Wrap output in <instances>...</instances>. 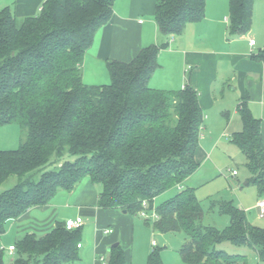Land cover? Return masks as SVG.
I'll return each mask as SVG.
<instances>
[{"label":"trees","instance_id":"obj_1","mask_svg":"<svg viewBox=\"0 0 264 264\" xmlns=\"http://www.w3.org/2000/svg\"><path fill=\"white\" fill-rule=\"evenodd\" d=\"M114 1L44 0L36 14L22 17L10 6L0 9V125L17 124L22 131L17 148L0 149V185L17 177L15 185L0 192V235L28 209L89 179L100 186V208L131 215L154 209L153 230L183 232L178 253L186 264L248 263L245 254L218 248L221 242L249 246L264 261V228L251 224L245 210L231 199L211 201L229 223L222 229L204 225L195 188L181 186L199 167L195 155L204 113L196 89L149 86L159 50L187 23L204 18L207 0H157L154 21L166 42L144 46L128 61L107 60L110 81L86 84L85 54L110 20ZM254 2L228 0L230 37L250 31ZM252 58L264 62V40ZM237 111L242 128L229 140L244 154L249 181L261 200V120L246 99L237 103ZM172 188L174 194L153 207ZM81 227L66 229L64 221H56L41 235L25 233L8 264L75 262ZM104 263L131 264L119 242L106 251ZM146 264H163L159 248L152 249Z\"/></svg>","mask_w":264,"mask_h":264},{"label":"crops","instance_id":"obj_2","mask_svg":"<svg viewBox=\"0 0 264 264\" xmlns=\"http://www.w3.org/2000/svg\"><path fill=\"white\" fill-rule=\"evenodd\" d=\"M43 1L14 0V13L18 17L34 15ZM156 1H114L110 20L98 30L85 54L81 71L84 83L106 84L110 81L107 60L128 61L142 47L166 42L154 21ZM228 16V0H207L204 18L187 23L180 35L172 37L168 45L159 50V66L153 72L149 86L177 90L189 84L198 93L204 118L216 111L223 114L229 124L234 122L237 130L242 126L237 103L246 99L252 114L261 120L264 142V62L252 58L263 44L258 46L251 31L230 37ZM252 38L255 40L253 46L249 44ZM227 107L232 113L225 111ZM233 132L228 135L229 139ZM204 150L203 145L198 146L196 160ZM193 173L181 186L194 187L190 181ZM99 192L100 186L89 179L82 180L70 191L59 190L46 205L32 207L18 219L9 221L6 232L0 238L13 235L18 239L28 232L43 234L56 221L81 217L84 223L93 222L99 231L90 247L84 248L81 243L78 252L90 259V264H105L101 257L105 259L107 248L113 243L121 244L127 228L124 225L128 223V228L132 230L133 219L123 210L100 208L97 205ZM105 228H111L112 233L103 234L102 229ZM9 245L14 244L10 242L7 247Z\"/></svg>","mask_w":264,"mask_h":264},{"label":"rangeland","instance_id":"obj_3","mask_svg":"<svg viewBox=\"0 0 264 264\" xmlns=\"http://www.w3.org/2000/svg\"><path fill=\"white\" fill-rule=\"evenodd\" d=\"M13 1L0 0V9L5 6L13 8ZM250 31L258 42V46L262 45L264 40V0H255L254 2ZM225 111L232 113L230 107H227ZM204 121L205 127L202 129L199 145H203L205 150L198 157L199 167L190 180L203 207V224L212 225L219 229L224 228L229 223L228 215L220 213L216 207L212 208L210 205L211 201L214 200L231 199L235 206L245 210L247 219L251 224L264 228V215H259L257 191L255 185L249 181L250 173L245 165L246 158L228 138L232 131H239L242 126L237 130L234 122L229 124L227 118L221 113H216V111L211 113L209 117L205 116ZM21 138L22 131L17 124L0 125V149L17 148ZM74 158L70 155L65 156V159L72 160ZM233 169L237 175L232 174ZM16 182L17 177L15 175L10 176L0 185V192L12 187ZM175 190V188L169 189L158 196L153 207L172 196ZM131 218L133 219L132 230L131 227L128 228V223H125L124 227L127 226V228H125L121 242L126 248V255L131 264H146L147 256L154 247L159 248L163 264H186L181 260L178 253L180 245L186 238L183 232L161 233L153 230L151 224L154 219L152 217L145 218L139 213L131 215ZM7 226L8 223L6 229ZM97 231L99 229L94 226L93 222H86L82 225L79 240L80 243H83L84 248L86 246L89 248L90 243L94 242ZM36 234L41 235L42 233L37 232ZM3 238L6 240L4 241ZM18 239H15L13 235H5L0 238L3 264H8L14 256L7 251V244L10 242L15 244ZM152 239L156 241L155 246L151 243ZM217 247L229 253L245 254L247 264H264V261L259 260L255 251L249 246H236L229 242H221ZM90 261V259L81 256L79 251L78 259L73 263L66 264H90Z\"/></svg>","mask_w":264,"mask_h":264},{"label":"built area","instance_id":"obj_4","mask_svg":"<svg viewBox=\"0 0 264 264\" xmlns=\"http://www.w3.org/2000/svg\"><path fill=\"white\" fill-rule=\"evenodd\" d=\"M249 44L250 45H255V40L252 38L249 40ZM237 172L235 170H232V174H236ZM258 207H259V215L262 216L264 215V199L263 200H259V203H258ZM139 214L141 216H144L145 218H149V217H152L153 219H156L157 215L156 213L154 212V210L150 213H147L145 210H141L139 212ZM84 223L83 219L81 217H76L74 219H66L64 220V226L66 229H75V228H78L80 226H82ZM102 233L103 234H110L112 233V229L111 228H105V229H102ZM152 245L155 246L156 245V241L155 240H152ZM81 244L78 243L77 244V247H80ZM14 245H9L7 247V251L10 253V254H13L14 253ZM101 260H104V257H101Z\"/></svg>","mask_w":264,"mask_h":264},{"label":"water","instance_id":"obj_5","mask_svg":"<svg viewBox=\"0 0 264 264\" xmlns=\"http://www.w3.org/2000/svg\"><path fill=\"white\" fill-rule=\"evenodd\" d=\"M116 245H117V242L116 243H113L112 245H110L107 249H109L111 246H116Z\"/></svg>","mask_w":264,"mask_h":264}]
</instances>
